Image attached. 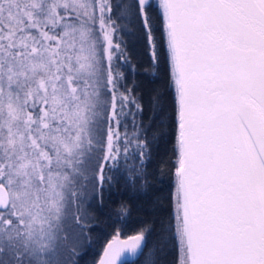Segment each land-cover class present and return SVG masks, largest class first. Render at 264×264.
Masks as SVG:
<instances>
[{"label": "snow or ice", "instance_id": "obj_1", "mask_svg": "<svg viewBox=\"0 0 264 264\" xmlns=\"http://www.w3.org/2000/svg\"><path fill=\"white\" fill-rule=\"evenodd\" d=\"M97 245L264 264V0H0V264Z\"/></svg>", "mask_w": 264, "mask_h": 264}, {"label": "trees", "instance_id": "obj_2", "mask_svg": "<svg viewBox=\"0 0 264 264\" xmlns=\"http://www.w3.org/2000/svg\"><path fill=\"white\" fill-rule=\"evenodd\" d=\"M126 193L123 192H114L111 199L106 200L105 209L103 215L100 217L101 219V228L105 232L111 231V228L108 225H111L113 220L110 217V213H112L116 207V204L120 201V199L125 196ZM143 215H137L136 212L133 213L132 220L129 222L130 227L125 230V235L130 234L132 228L135 227L137 223H139L142 219H145ZM99 246H95L93 249L89 250V255L84 258L82 264H86V262H90L98 253Z\"/></svg>", "mask_w": 264, "mask_h": 264}]
</instances>
